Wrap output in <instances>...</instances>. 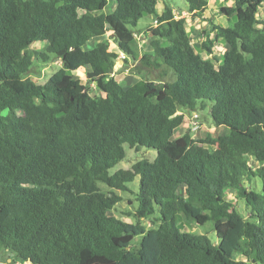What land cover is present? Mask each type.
Returning <instances> with one entry per match:
<instances>
[{
	"label": "trees",
	"instance_id": "1",
	"mask_svg": "<svg viewBox=\"0 0 264 264\" xmlns=\"http://www.w3.org/2000/svg\"><path fill=\"white\" fill-rule=\"evenodd\" d=\"M111 1L0 0V253L30 264H264V0L221 7L227 24L204 29L203 53L169 2L113 0L107 14ZM186 3L197 16L209 6ZM146 15L156 20L154 52L139 57ZM219 40L228 46L221 60ZM36 43L46 53L30 49ZM121 52L154 80L123 85L114 74ZM52 56L62 67L47 82L27 76ZM82 68L102 96L74 78ZM208 106L227 134L175 137L182 110ZM125 147L157 157L111 174ZM136 178L127 221L112 212ZM182 214L213 222L219 241L182 230Z\"/></svg>",
	"mask_w": 264,
	"mask_h": 264
},
{
	"label": "rangeland",
	"instance_id": "2",
	"mask_svg": "<svg viewBox=\"0 0 264 264\" xmlns=\"http://www.w3.org/2000/svg\"><path fill=\"white\" fill-rule=\"evenodd\" d=\"M209 6L208 9L202 13V15L197 16L195 14L189 13L187 9L186 0H165V2H169L176 12L175 20L181 26L183 32L186 37L192 42L195 50L199 53H203L201 50L202 42L204 40L203 31L210 32L213 24H223L226 25V19L220 16V8L224 6L234 5V0H208ZM116 8V4L112 0L108 7L106 8V13H112ZM158 9L161 11L163 9V2L161 1L158 5ZM264 17V5L260 9L259 18L262 19ZM155 17L153 15H146L139 22V25L136 30V41L134 44L135 50L138 52L139 57H141L144 53H153L152 42L154 41V37L149 31L150 26L155 22ZM235 19H232L234 22ZM212 37L214 34L212 33ZM108 35L104 37L96 38L95 41L99 42L104 39H108ZM227 43L224 40H219L216 43V51L218 58L221 60L223 54L228 49ZM30 49L38 52V53H46L47 44L46 43H36ZM113 49H117L113 46ZM125 57V58H124ZM138 63L132 58L126 56L125 53H120L119 58L116 60V65L114 69V74L116 77L122 80V84L125 86H131L138 81L145 79L148 81L154 80V75H149L146 72L139 73L136 69V65ZM62 67V61L51 57L47 62H38L37 66L34 67L33 71L29 73L27 76L32 79L34 82L38 84H44L47 80L60 68ZM74 78L81 79L84 83H87L89 90H91L92 94L103 95V92L98 89L95 84H89L87 78V69L82 68L79 71L74 73ZM185 113V120L183 125L177 129L175 137H179L184 135L187 132H190L194 139L196 140H204L206 137L211 134L213 137H219L228 133V130L224 126H215L212 122L210 107H206L203 110H195L188 111L182 110ZM126 149V157L123 161L114 166L110 173L113 174L120 169H130L134 163L137 161L147 157L150 160H154L157 157V152L155 150H150L147 148H141L136 151L135 149H130L129 147H125ZM200 153H207L209 151V146L205 143H199L197 147ZM249 164L256 168L260 165H264V163L259 164L253 158H249ZM138 183L139 180H136L133 183H130L129 189L130 191L119 193L123 197V201L119 204L112 214L117 215L127 221H135L134 216H130V213H135L137 202L135 194L138 192ZM258 189H261L262 183L260 180H257ZM102 189L109 192L110 190L103 184H101ZM228 199L235 201L238 203L239 208L242 210L244 208V204L242 202H238L236 200V195L234 191L227 192ZM241 201V200H240ZM146 224L148 222L145 221ZM180 228L189 231L195 235H205L210 238L213 243H217L218 237L214 230V223L208 222L205 225H198L196 223L188 222L186 217L182 214L180 217ZM16 262V264H30L27 262H23L18 260L11 252L3 251L0 253V264H8Z\"/></svg>",
	"mask_w": 264,
	"mask_h": 264
},
{
	"label": "built area",
	"instance_id": "3",
	"mask_svg": "<svg viewBox=\"0 0 264 264\" xmlns=\"http://www.w3.org/2000/svg\"><path fill=\"white\" fill-rule=\"evenodd\" d=\"M125 58V57H124Z\"/></svg>",
	"mask_w": 264,
	"mask_h": 264
}]
</instances>
